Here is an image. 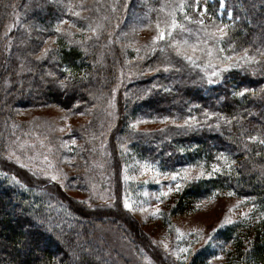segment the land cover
Instances as JSON below:
<instances>
[{"label": "trees", "instance_id": "16d2710c", "mask_svg": "<svg viewBox=\"0 0 264 264\" xmlns=\"http://www.w3.org/2000/svg\"><path fill=\"white\" fill-rule=\"evenodd\" d=\"M82 2L91 7L102 6L103 12L112 6L129 8L130 15L147 6H152L158 15L165 4L164 0H0V156L5 146L21 136V128L13 117L15 110L49 104L70 107L77 101H87L96 88L109 89L118 80L117 75L122 71L119 50L106 47L104 42L92 48L91 60L83 54L81 46L68 47L65 43L60 44L56 57L50 58L53 63L42 64L37 59V39L55 35L61 21L79 18L75 13H83L87 7ZM220 4L219 0L210 3L211 19H220ZM229 10L232 16L226 18ZM220 11L223 14L220 22L228 26L227 35L219 41L224 50H230L224 52L242 57L239 53L253 48L255 60L248 64L241 60L240 67L222 72L216 83H209L208 76L200 79L205 72L200 67L158 69L149 76H133L139 95H143L139 110H153V118L158 122L165 121L161 117L169 116L176 118V124H182L188 111L196 108L201 112L198 119L203 124L194 128L165 125L154 131L153 138L143 139L145 145L136 147L149 162L154 160L170 171L182 161L186 165L203 164L207 171L213 163H220L221 172L189 181L182 188L183 194L202 199L214 191L229 189L237 196L250 198L255 210L262 214V226L256 228V237L239 240L238 235H231L234 229L230 227L223 238L234 245L236 264H264V144L259 142L264 139V0H223ZM160 48L157 45L155 51L165 57L167 48L161 52ZM128 59L132 61L133 57ZM57 62L62 69L59 79L48 74ZM200 64L204 66L203 62ZM65 67L76 70L70 72V79H65L69 75ZM59 80H65V84L61 86ZM243 88L250 91L243 97L233 95ZM115 102L117 110L123 111L126 102L123 91L115 93ZM205 109L227 117L229 122L221 120L217 127V117L205 120ZM122 127L120 122L118 134ZM252 136L258 139H248ZM113 146L118 149V143L114 142ZM221 153L228 157L230 171L218 159ZM22 172L21 166L15 167L5 156L0 157V264H121L124 261L125 250L112 256L103 249V237L108 240L110 235L104 232L106 224L97 223L95 216L101 202L93 203L95 207L91 210H81L53 189L43 193L36 188V192L27 193L32 186ZM103 214L112 213L107 210ZM26 237L35 249H41L42 244L48 246L41 249L40 256L32 251L21 254Z\"/></svg>", "mask_w": 264, "mask_h": 264}, {"label": "rangeland", "instance_id": "374dc122", "mask_svg": "<svg viewBox=\"0 0 264 264\" xmlns=\"http://www.w3.org/2000/svg\"><path fill=\"white\" fill-rule=\"evenodd\" d=\"M164 2L163 12L158 15L152 6L131 12L130 15L129 8L117 9L112 6L109 11L103 12L105 9L102 6L91 7L89 3L82 2L87 7L79 14V18L63 21L57 27L61 31L37 39L39 43L35 44L38 49L36 56H42L40 59L42 64L53 63L50 58L58 54L61 43H65L68 47L81 46L83 54L91 60L89 56L92 48L98 42H104L106 47H115L119 50L122 71L119 77L117 75L118 80L109 89L96 88L87 101H77L66 108L49 104L31 110H15L13 117L21 128V136L2 149L3 154L0 157L7 158L9 148L14 149L16 155L22 158L35 157L29 168L7 159L15 167L18 165L23 168L22 176L31 184V189H41L43 193L53 189L55 193L58 192L62 198L73 203V206L76 204L81 210H91L92 207H89V203L78 201H87L91 204L101 202L99 213L95 216L97 223L102 221L106 224L103 227L104 232L110 235L108 240L103 237V249L112 256L121 249L125 250L128 256L120 254L124 258L121 264H162L166 260L175 261L176 264H236L237 251L228 238L224 240L223 235L227 228L232 227L234 231L231 235H238L239 240L243 238L251 240L256 237V228L262 226L260 223L262 214L260 210L252 207L253 201L250 198L245 200V197L237 196L229 189L214 191L215 193L207 198L199 199L191 196L188 198L183 194V189L176 191L175 186L179 182L184 187L189 181H172L170 175L155 176L153 171L141 174L140 165L149 161L137 151L136 146L145 145L143 139L153 138L156 129L173 124L171 120L158 122L153 118V110L138 109L143 95H139L133 76H149L158 69L200 67L202 71L205 69L203 76H199L202 79L208 76L209 72L216 70L208 64V61L211 59L213 63L219 64L218 57L221 55L215 51L219 41L209 40V45L214 47L212 57H209L206 50L196 51L195 61L191 62L176 54L168 37L157 42L161 47L160 52L164 47L167 48L165 57L156 51H149L146 46H151L152 37L157 34L155 27L157 20L159 19L161 27H164L163 21L169 19L171 6L178 3V0H164ZM211 2L212 0H200V9L205 4L208 9L203 15L205 24L214 22L217 27L224 26L220 22L223 17L220 11L223 5L219 6L220 19L214 20L211 19L209 10ZM196 3L197 0H185V12L191 17L189 21H185L184 13L177 10V20L192 31L182 32L177 28L173 31V39L181 41L187 39L190 44H194L198 39L196 32L199 26L192 23L201 18L200 12L195 8ZM226 18H229V15H226ZM93 22L103 26L97 29V33L87 31L88 26ZM97 35L98 39L95 38ZM200 39H204L203 35ZM70 41L83 43H70ZM40 42L43 44L40 45ZM197 47L204 48L205 45L201 43ZM137 48L140 49L139 53L135 51ZM44 49H50L46 56H43ZM246 50L249 56L256 58L253 48ZM187 51L188 54H193L191 49ZM244 54L245 50L238 56ZM224 55L233 56L230 52H224ZM128 57H133V60L130 61ZM201 62L204 66L200 64ZM54 64L55 69L48 71V74L55 73V76H51L59 79L62 76V69L59 62ZM73 70L75 68L69 69L68 73ZM187 74L189 75V71ZM218 78L211 77L213 80ZM113 89L116 91L113 92ZM118 90L127 94L125 107L121 112L117 110L115 102V93ZM193 95L195 96L196 93ZM187 114L198 119L201 112L193 108ZM133 121H138L134 128L131 127ZM120 122L123 127L121 134H118L117 126ZM69 128L72 129L71 132ZM73 137L76 140L75 145L70 144L66 148L62 146L63 141H70ZM114 142L118 143L117 150L114 149ZM21 144L24 145L23 148L20 147ZM45 155L48 156V161L43 159ZM23 162L29 163L27 159ZM48 163L62 169L69 178L79 177L78 180H73L77 186L70 187L66 184L61 188L59 184L34 174L41 171ZM151 164L161 173H171L187 166L186 161H182L170 171L163 169L154 160ZM125 165L127 169L124 168ZM189 165L196 166L191 170V174L195 176L200 170V165ZM207 172L205 169V173ZM125 174L133 179L124 180ZM35 184L42 186L38 187ZM169 184L173 191L166 197H161V189L166 191ZM124 194L129 196L136 208L135 211L123 207ZM140 208L144 211H140ZM157 208L160 209L159 212H155ZM107 210L112 214H103ZM245 212L248 213L247 216L241 215ZM226 216L233 223L225 224L213 232ZM177 228L181 230L180 233H177ZM177 236L180 237L179 240ZM23 243L21 254L32 251L37 256H40L42 248L48 246L42 244L41 249L40 247L35 249L27 237ZM165 243L168 245L167 249L164 247ZM189 245L190 251L183 254L187 257L186 260H180L174 255L172 250Z\"/></svg>", "mask_w": 264, "mask_h": 264}, {"label": "snow or ice", "instance_id": "6c2138e0", "mask_svg": "<svg viewBox=\"0 0 264 264\" xmlns=\"http://www.w3.org/2000/svg\"><path fill=\"white\" fill-rule=\"evenodd\" d=\"M199 4H200V0H197L195 8H196V10H198L200 12L201 18L198 20L192 21V23L194 25L199 26V30H197V32H196L198 39L196 40V42L194 44H190L187 39L181 41V40H175L172 38L173 37V31L177 28H179L182 32H191L192 31L191 28H187L184 23H180L176 18V12H177V10H179L180 12L184 13V20L185 21L191 20V17H189L187 15V13L185 12V0H178V3L171 6L172 10L168 14L169 19H166L165 21H163V23L165 25L164 27H161V21L159 19L157 20V22L155 24L157 34L152 37L151 46H146V47H148V50L154 52L156 50L157 42L163 41L165 39V37H168L172 41V47L175 49L176 54L183 56L185 59H187L191 62L195 61L194 53L196 51L204 52L206 50L209 57H212L214 47L212 45H209L208 41L209 40L222 41L223 38L227 35L226 29L228 26L224 25L221 27H217L214 22L206 25L205 20L203 19V15H204V13H207V11H208L207 5L205 4L204 7L202 9H200ZM221 4L223 5V0H221ZM75 15L79 16V13H75ZM228 15L230 17L232 16L231 10L228 11ZM61 23H63V21H61ZM11 27H14V25ZM99 27H100L99 25H97L96 27L89 25L87 31H90L92 33H97V29ZM57 31H61V29L58 28ZM5 35L7 36L8 33L6 32ZM201 35H203L204 39H200ZM95 38L98 39L99 36L97 35ZM86 39H88V38H86ZM70 43H83V42H81V41H70ZM201 43L205 45L204 48H198L197 47ZM229 47L232 48L233 45L230 44ZM188 49H191L193 54H191V55L188 54V51H187ZM49 51H50V49H44L43 50V56H46ZM135 51L137 53H139L140 49L137 48V49H135ZM215 51L221 55L218 57L219 64L213 63L211 59L208 61V64H210L213 68L216 69L215 71L208 73V76H209L208 82L209 83H216V80L211 79V77H218V76H220V74L222 72L227 71L230 68L240 67L241 64L239 62L241 60L245 64H248V63L252 62L253 60H255V57L249 56L247 54V50H245L244 56L235 57V59H233V56L224 55L225 50L220 45L215 46ZM37 59L38 60L42 59V56H38ZM64 71L67 72V71H69V69L67 67H65ZM49 75L55 76V73L50 72ZM129 75H131V73H129ZM70 78H71V73L69 72V75L65 79H70ZM59 84L61 86H63L65 84V80H59ZM115 91H116V89H113V92H115ZM249 91L250 90L248 88H243L239 91H235L233 93V95L243 97ZM253 95H255L254 91H253ZM204 116H205V120H207L209 117H213V116L217 117V127L219 126V123L221 120H223L225 123L229 122L227 117H224L218 113L208 112L207 109L204 110ZM160 119L165 120V121L171 120L172 124L176 128H194V127H202L203 126L202 122L199 119H197L196 116H193V115H188L186 118H184L182 124H176V118L175 117L163 116ZM137 123H138V121H133L131 127L134 128ZM71 131H72V129L69 128V132H71ZM161 131H163V129ZM248 139L255 141L258 139V137L252 136V137H249ZM259 142L261 144H264V139L260 140ZM41 143H43V142H41ZM70 144L71 145L76 144V140L74 137L70 141H63L62 146L66 148ZM5 147H8V146H5ZM20 147L23 148L24 145L21 144ZM50 147L51 146L49 145V148ZM7 159L10 162L14 160L17 164H20L24 168H29L32 164V161L35 159V157L25 156L22 158L21 156L16 155V151L14 149L9 148L8 154H7ZM24 159H27L29 161V163H24L23 162ZM43 159L45 161H48V156L45 155L43 157ZM65 159H68V158L65 157ZM218 159H222L224 161L225 166L228 167L229 171L231 170V165L228 162L227 156H225L223 153H221L220 156L218 157ZM194 167H196V166L195 165H187V166H184L182 169L177 170V171H172L171 173H161L158 170V168L154 167V165H152L151 163H149L147 161L143 165H140L141 174L146 173L148 171H153L155 176H161V175L167 174V175H170V178L172 181L198 180L205 175H207L208 177H211L214 174L219 173L223 170L220 163H213L211 166V170L208 171L207 173H205L204 166H203V164H201L199 172L195 176H193L191 174V170ZM124 168L127 169V165H125ZM4 174L6 175V173H4ZM34 174L37 175L38 177L42 176L51 182L59 184V186L61 188H64L66 184H67V186L75 187L77 185H76V183L73 182V180L79 179V177L69 178L67 176V174L63 173L62 169L56 167L52 163H48L47 166L44 167L41 171L35 172ZM123 178L126 181L133 179V177H130L126 174L124 175ZM13 179L17 183H19V181L16 180L15 177H13ZM157 182L159 183V181H157ZM25 187H26V185H25ZM182 188H183L182 183H179V182L176 183V186H175L176 191H180V190H182ZM172 191H173V188H172L171 184H169L166 191L164 189H161L160 196L166 197ZM229 194H231V193H229ZM100 198L103 199L104 197H100ZM247 199H249V198L245 197V200H247ZM78 202L89 203V207H92V208L95 207L94 205H92L90 202H87V201H78ZM109 204H111V201H109ZM123 207L129 211H135L136 210V208L134 207L133 203L130 201V198L127 194H124V196H123ZM252 207L255 208V205L253 204ZM140 211H144V209L140 208ZM159 211H160L159 208L155 209V212H159ZM241 215L247 216L248 213L247 212L241 213ZM230 223H233V221L229 217L226 216L224 218V220L219 225H217L216 228L213 229V232L217 231L219 228H222L225 224H230ZM176 231H177V233H180L181 230L179 228H177ZM177 239L179 240L180 237L177 236ZM153 243H155V241ZM164 247L167 249L168 245L165 243ZM172 251L178 259L186 260L187 257L183 254L188 253L190 251V245L187 247L177 248V249H174Z\"/></svg>", "mask_w": 264, "mask_h": 264}, {"label": "bare ground", "instance_id": "6f19581e", "mask_svg": "<svg viewBox=\"0 0 264 264\" xmlns=\"http://www.w3.org/2000/svg\"><path fill=\"white\" fill-rule=\"evenodd\" d=\"M35 185H38V187H40V186H42V185H40V184H35ZM27 191V193H31V192H34V191H36V188H34V189H27L26 190ZM98 221V220H97ZM102 222V221H101Z\"/></svg>", "mask_w": 264, "mask_h": 264}]
</instances>
